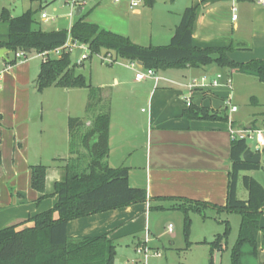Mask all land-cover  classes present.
<instances>
[{
    "label": "crops",
    "instance_id": "crops-1",
    "mask_svg": "<svg viewBox=\"0 0 264 264\" xmlns=\"http://www.w3.org/2000/svg\"><path fill=\"white\" fill-rule=\"evenodd\" d=\"M122 2L113 0L111 5L119 10ZM191 5L197 8L193 26L195 46L232 45L234 49L229 56L235 61L264 59V50H256L254 46L253 52H242L240 48L246 46L239 41V31L244 26L252 25L256 33L264 31V0H191ZM234 7L238 14L236 19H233ZM132 10L135 14H143L140 8ZM181 15L179 13L175 19H170L169 27L155 36V41L152 37L143 41L142 35L128 28L117 31L100 26L127 36L140 45H166L170 43ZM55 29L60 28L50 30ZM236 46L240 48L235 50ZM24 56L23 60L9 65L8 59H18L14 53L7 50L4 56L0 55V229L23 224L35 214L55 206L58 195L54 194V184L62 177L60 166L64 164V159L71 156L70 109L77 107L84 112L90 97L85 91L87 88L51 86L38 90L36 80L42 62L33 66L32 59L27 54ZM119 61L133 69L134 73L115 74L113 82L103 80L96 83L102 88L105 100L109 97V87L113 94L122 93L118 103L112 97L110 104L109 165L128 167L130 185L145 188L149 198L172 196L225 205L231 170V130L253 127L259 123L258 117L262 118L260 126L264 127V83L254 74L216 64L155 70V76L138 80L136 72L143 67L133 68L130 66L132 61L124 58L114 63ZM219 75L220 85L210 84ZM202 83L207 85L202 86ZM240 101L247 109L246 115L239 114ZM45 102L48 108L46 119ZM189 103L224 111L228 120L187 118L184 111ZM234 105L237 110L232 111ZM61 113L63 118L57 115ZM83 117L87 128L92 117L86 112ZM48 142H55V146H48ZM45 152H51L50 157L45 156ZM56 158L60 160L56 161ZM34 164L47 166L45 194L48 196L39 203L37 200L41 193L31 184V165ZM245 176L252 177L264 187V169L242 171L237 185V196L241 200L249 198ZM241 185L245 190H241ZM180 203L169 199L148 200L73 219L68 223V234L80 237L107 233L117 244V256L121 254V241L126 236L136 242V247L153 248L151 242L154 240L149 238L151 222L160 220L164 215L181 212L173 208ZM157 206L162 208H154ZM203 213L206 218L216 219L219 216L220 221L228 220L231 226V217L237 214L211 207L204 209ZM260 225L263 229L257 235V243L259 252L264 253V213L260 217ZM220 226L224 227L223 224ZM169 231L172 229L169 228ZM226 248L227 244L224 245ZM120 256L125 258L123 264H126L127 258ZM139 260H142L141 257Z\"/></svg>",
    "mask_w": 264,
    "mask_h": 264
},
{
    "label": "trees",
    "instance_id": "trees-1",
    "mask_svg": "<svg viewBox=\"0 0 264 264\" xmlns=\"http://www.w3.org/2000/svg\"><path fill=\"white\" fill-rule=\"evenodd\" d=\"M155 0H147L152 5ZM196 6H187L170 43L166 45H140L129 37L115 33L96 23L86 21L81 14L71 28L44 30L35 14L37 10L28 9L19 16L12 17L8 8H3L0 22L6 25V31L0 33V49L27 54L31 51L41 53L62 46L69 35L73 41L87 43L90 57L94 54H113L114 60L124 58L129 61H141L143 68L156 71L169 68L203 67L216 64L241 72L251 73L264 83V59H251L246 62L233 60L229 56L234 47H198L193 43V26L196 18ZM7 63H17L16 58ZM38 90L51 86L63 88H91L87 77L77 72L70 52H63L58 57L43 60L37 80ZM99 94L93 95L92 89L87 105V112L92 113L95 105L107 103ZM99 95V96H98ZM96 101V102H95ZM91 124L85 128L81 117L69 118L70 154L64 159L62 177L55 185L58 201L55 206L35 214L23 224L11 225L0 229V264H116L117 244L105 233L97 236L71 237L68 234L69 221L89 215L128 207L148 200H177L180 204L173 206L184 214V231L186 245L191 226L190 213L203 214L207 207L218 211L234 212L241 215L238 237L231 248V264H244V247L249 244L252 254L258 250L257 235L263 229L260 217L264 213V187L250 176L244 177L249 191V198L241 200L237 196V185L242 171L264 169L263 163H249L243 160V153L248 148L245 139L234 138L231 145V170L229 172L228 197L225 205H216L205 201L182 197L158 196L149 198L142 187H133L129 183V168L112 167L107 161L110 150V105L105 112L90 115ZM190 119L228 120L226 113L192 103L184 111ZM60 160L59 158L55 159ZM2 156L0 152V165ZM31 184L41 193L38 201L45 194L47 166L31 165ZM154 208H162L157 206ZM204 217L205 214H203ZM225 229L214 240L208 241L211 255L214 249L224 250L227 237L231 232L228 220H222ZM212 264V262L210 263Z\"/></svg>",
    "mask_w": 264,
    "mask_h": 264
},
{
    "label": "rangeland",
    "instance_id": "rangeland-1",
    "mask_svg": "<svg viewBox=\"0 0 264 264\" xmlns=\"http://www.w3.org/2000/svg\"><path fill=\"white\" fill-rule=\"evenodd\" d=\"M111 2L113 3V0H89L84 13H82L86 15V21L97 23L98 25H103L106 27L108 26L114 30L117 29V31L119 29L125 30L128 28L132 32H137L142 35L143 41H148L150 37H152L153 41H155V36L160 34L161 31H165V29L169 27V24L172 22L170 19H175L179 13H183L185 7L191 5V0H155L152 5H149L147 0H142L138 8L143 10V14L138 15L135 14L132 10V7H130L131 0H123L121 8L119 7L120 12L119 10L114 9L115 7L111 5ZM2 7L8 8L12 17L19 16L31 8L37 10L35 17L38 21H40L39 24L44 30H50L54 28H68L69 25L74 23L78 18V15H74L73 18L69 17V12L71 10L63 0H0V9H2ZM43 11H47L50 16H55L56 18L54 20L42 19L41 13ZM226 20L228 22L231 21L227 18ZM239 21L241 23V20ZM6 30V25L3 26L0 22V33L5 32ZM239 36L241 38L239 41H242L241 45L244 43L246 47L240 48L236 46L235 50L240 48L243 50L242 52L251 53L253 52L254 46L256 47V50H259V48L260 51L264 50L263 30H260V32L256 33L255 27L248 25L244 26L239 31ZM83 51L85 50L79 48L73 49L71 53L73 62ZM104 55L105 53L94 54L85 61V66L77 65V72L85 74L88 82L91 84V88H87L89 91L87 89L85 91L87 93L89 92L90 94L92 89L94 96L99 94V92H97V81L101 82L103 80H108L109 82H113L115 74L125 75L128 72L134 73V70L126 67L122 61L116 62L113 65L105 63V61L102 59ZM15 56L16 53H14V57ZM27 57L32 59L33 66H36L42 62L41 53H38L37 51L33 50L32 52H28ZM17 58L18 62L19 60H23L26 57L24 56V53H21V55ZM262 86L264 88V85ZM263 88H261V90H263ZM109 90L108 102L95 105L91 109L92 115H95L100 111L105 112L107 107L111 104L112 97L115 98V103L120 101L122 93L114 92L113 94L112 88L110 87ZM238 104L240 108L239 114L246 115L247 109L243 102L240 101ZM87 105L88 103L86 104L84 112L81 109L78 110L79 108L77 107H74L73 109L71 108V116H79L84 118L83 114L85 112L90 113L87 112ZM44 106L45 110L47 109L44 113V118L46 119L48 118V108H46V102ZM57 115L59 118H63L62 113ZM258 121L259 123L253 127L264 128L263 126H260L263 124L261 117H258ZM32 142L34 144V141ZM47 145L54 147L55 142H48ZM248 145L250 148H253L255 142L249 140ZM34 149L35 147H33V150ZM49 154H51V152H45V156L50 157ZM56 183L54 184V187ZM240 188L241 190H245L242 185ZM42 200H37V203L41 202ZM190 216L191 226L188 239L191 243L189 246L186 245L184 214L182 212H174L171 215H164L163 218L156 222H151V232L149 238L153 239L154 242H151L153 248L147 247L148 250L146 252L145 258H143V254L140 255L137 253L136 242H134V240H130V238L127 236L122 238L120 245L121 254L117 256L116 264H119V258L121 257L120 255L127 258L126 264H136L137 261H140V257L143 258L141 261L145 262L146 264H210L211 262L212 264H231V248L239 234L241 215L234 214L231 217L233 220V225L231 226V232L227 237V248L224 250L214 249L212 251V255L208 241L215 239L218 233H222L224 231V223L220 221L219 216H217L216 219L212 217L204 218L201 213L197 214L195 212L190 213ZM219 224H223L224 227H219ZM169 228L172 229L171 232L169 231ZM172 242H174L173 245ZM151 243L149 242V244ZM251 249L252 247L249 244L245 245L243 263L264 264V253L259 252V246L256 255L250 253ZM157 251L159 253H155Z\"/></svg>",
    "mask_w": 264,
    "mask_h": 264
},
{
    "label": "built area",
    "instance_id": "built-area-1",
    "mask_svg": "<svg viewBox=\"0 0 264 264\" xmlns=\"http://www.w3.org/2000/svg\"><path fill=\"white\" fill-rule=\"evenodd\" d=\"M64 3L66 5L69 6L70 8V12H69V17L73 18L74 15H77V8L81 7V14L85 11L86 6L88 5L89 0H63ZM142 0H131V7L132 8H138L140 6ZM234 14H233V19H236L238 17V14L236 13V7L233 8ZM41 18L44 20H50V19H55V16H50L47 11H43L41 13ZM73 23H71L68 27V29L71 28ZM74 48H79L82 50H85L83 52H81V54L78 56V58L75 60L76 65H83L85 63V61L87 59L90 58V49H89V45L87 43H81L78 41H73L71 39V36L69 35L68 40L62 45L59 46L53 50H46L41 52V56L43 58V60H47L49 59V57H58L60 56L63 52H70L72 53ZM21 53L23 54V51H19L16 53V57H19L21 55ZM103 61H105V63L108 64H112L114 63L116 60H114L113 58V54L111 52L106 53L103 57H102ZM130 66L133 68H136L138 65V63L136 61H132L130 63ZM155 76V70L152 68H148L145 69L143 68L142 70H137L136 72V78L138 80H144L145 78L148 77H152ZM221 76L219 75L217 79L211 81L210 84L214 85V86H219L220 85V81L219 78ZM0 79H1V72H0ZM202 86H206L205 83L201 84ZM190 104V103H189ZM232 111L237 110V106H232L231 107ZM231 135L232 138H240V139H245L248 143L249 140L255 142V145L253 148H251L254 151L257 152H263L264 150V128H254V127H248V128H243V129H236V130H231ZM248 148L249 145H248ZM171 229V228H170ZM137 253L140 255H144L143 258L146 257V252L148 250V248L146 246H138L137 247ZM141 257V259H143ZM136 264H146L145 262L137 261Z\"/></svg>",
    "mask_w": 264,
    "mask_h": 264
},
{
    "label": "water",
    "instance_id": "water-1",
    "mask_svg": "<svg viewBox=\"0 0 264 264\" xmlns=\"http://www.w3.org/2000/svg\"><path fill=\"white\" fill-rule=\"evenodd\" d=\"M81 7L77 8V15H81ZM7 51V48H2L0 49V55L4 56V53ZM139 66L143 67V63L141 61H138ZM262 152H257L252 150L251 148H247L244 153H243V160L249 163H261L262 161ZM123 259L125 258H120L119 263L123 264Z\"/></svg>",
    "mask_w": 264,
    "mask_h": 264
}]
</instances>
